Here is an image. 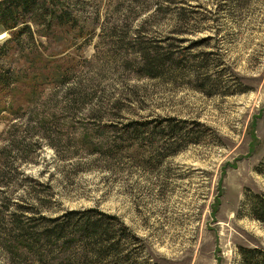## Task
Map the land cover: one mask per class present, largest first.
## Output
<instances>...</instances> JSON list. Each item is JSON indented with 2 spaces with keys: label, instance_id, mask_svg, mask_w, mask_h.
I'll list each match as a JSON object with an SVG mask.
<instances>
[{
  "label": "rangeland",
  "instance_id": "1",
  "mask_svg": "<svg viewBox=\"0 0 264 264\" xmlns=\"http://www.w3.org/2000/svg\"><path fill=\"white\" fill-rule=\"evenodd\" d=\"M78 1L83 38L41 39L66 82L0 117V264H242L240 247L264 249L246 201L264 194V0ZM90 211L115 218L121 258L82 260L75 230L7 244L18 222Z\"/></svg>",
  "mask_w": 264,
  "mask_h": 264
},
{
  "label": "trees",
  "instance_id": "2",
  "mask_svg": "<svg viewBox=\"0 0 264 264\" xmlns=\"http://www.w3.org/2000/svg\"><path fill=\"white\" fill-rule=\"evenodd\" d=\"M79 5L78 0H0V34L8 36L0 42V117L19 115L25 106L33 105V96L47 85L66 82L67 75L60 59L63 52L45 55L40 49L41 39L56 42L83 38V31L78 28L76 8ZM21 58L28 60L24 67L16 62ZM166 128L168 134L164 138L168 136L169 140L175 134L174 128L170 124ZM258 173L264 175V160ZM246 201L249 216L264 225V194L252 193ZM62 219H53L51 222L55 224L34 229L33 233L18 222L16 235L7 244L17 251L33 249L42 241L39 236L57 243L65 238L68 230L71 231L69 235L76 236L72 232L75 230L81 236L78 245L84 249L82 260L100 256H104V260L121 258V237L115 240L116 232L111 223L114 217L90 211L83 213L75 223L71 222L74 217H69L67 223L60 222ZM126 230L121 226V234ZM239 255L242 264H264V249L240 247Z\"/></svg>",
  "mask_w": 264,
  "mask_h": 264
}]
</instances>
